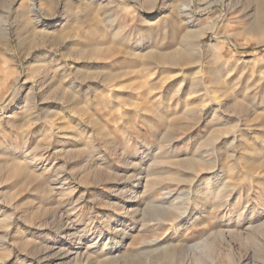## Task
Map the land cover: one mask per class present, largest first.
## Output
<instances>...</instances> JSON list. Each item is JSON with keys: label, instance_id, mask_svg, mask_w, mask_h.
Listing matches in <instances>:
<instances>
[{"label": "rangeland", "instance_id": "rangeland-1", "mask_svg": "<svg viewBox=\"0 0 264 264\" xmlns=\"http://www.w3.org/2000/svg\"><path fill=\"white\" fill-rule=\"evenodd\" d=\"M28 3L0 0V264H264V0Z\"/></svg>", "mask_w": 264, "mask_h": 264}, {"label": "bare ground", "instance_id": "bare-ground-1", "mask_svg": "<svg viewBox=\"0 0 264 264\" xmlns=\"http://www.w3.org/2000/svg\"><path fill=\"white\" fill-rule=\"evenodd\" d=\"M124 1V0H123ZM188 1V0H187ZM190 1H192V0H190ZM38 2H39V0H29V3L27 4V7L26 8H28L31 12H32V14L34 15V16H39L40 14H41V10H40V6H39V4H38ZM195 3V2H194ZM193 3H186V4H183L182 5V10H184V11H186L189 7H191V5H192ZM25 6V5H24ZM23 6V7H24ZM180 9V10H181ZM9 10H10V8H9ZM8 10V11H9ZM26 10V9H25ZM19 11V10H18ZM183 11V12H184ZM185 13V12H184ZM186 13H187V11H186ZM215 29H216V25H213V27L211 28V39L213 38V39H215L217 36H218V34L217 33H215ZM209 37V38H210ZM188 52V51H187ZM252 126V125H251ZM241 135V134H240ZM233 139H235V138H233ZM241 139V138H240ZM202 156V155H201ZM203 160H202V158H200V159H198V160H195V162H192V161H185V162H183V165H185L186 166V168H188V169H192L195 165L196 166H201V165H203ZM200 177V174H199V171H196V173L194 174V177H193V179H194V181H197L198 180V178ZM210 181V180H209ZM207 184V183H206ZM163 207H160V209H162ZM170 209V208H169ZM146 212V211H145ZM173 217L174 218H171V217H169V218H164L163 220H160L159 219V222H160V224L161 225H164V224H167V225H170V227H172V228H174V227H176L177 226V224H176V221H178L179 219H180V214H177V213H173ZM154 221V220H153ZM168 221H171V222H168ZM168 227V226H167ZM155 239V238H154ZM160 239H156V240H154L153 242L155 243H157L158 241H159ZM155 243V244H156ZM156 248H165L166 249V246H164V245H161V244H158L157 246H156ZM68 253L67 254H73V253H75L76 252V250H74V249H71V250H69V251H67Z\"/></svg>", "mask_w": 264, "mask_h": 264}]
</instances>
